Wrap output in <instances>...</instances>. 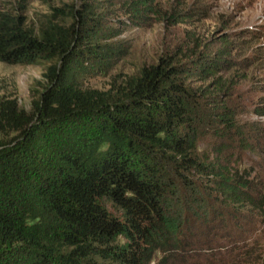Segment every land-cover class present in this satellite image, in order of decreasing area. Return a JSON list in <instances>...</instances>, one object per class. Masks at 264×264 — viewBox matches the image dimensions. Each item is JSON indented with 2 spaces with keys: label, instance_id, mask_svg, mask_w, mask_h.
Listing matches in <instances>:
<instances>
[{
  "label": "trees",
  "instance_id": "obj_1",
  "mask_svg": "<svg viewBox=\"0 0 264 264\" xmlns=\"http://www.w3.org/2000/svg\"><path fill=\"white\" fill-rule=\"evenodd\" d=\"M81 1L54 9L70 25L50 21L40 35L23 15L0 11V62L57 61L30 111L16 99L0 102V264H153L158 253L165 263L191 217L221 215L214 204L232 212L264 205L250 180L197 152L201 103L222 132L235 128L218 101L230 84L221 77L215 90L188 84L194 74L219 72L227 54L197 62L192 50L168 54L116 94L83 89L85 58L124 52L94 42L101 2ZM149 7L133 1L128 11L141 18ZM81 121L88 130L69 129Z\"/></svg>",
  "mask_w": 264,
  "mask_h": 264
},
{
  "label": "rangeland",
  "instance_id": "obj_2",
  "mask_svg": "<svg viewBox=\"0 0 264 264\" xmlns=\"http://www.w3.org/2000/svg\"><path fill=\"white\" fill-rule=\"evenodd\" d=\"M98 1V17L103 19L93 22L99 26L94 42L113 45L124 53L110 60L85 58L86 69L79 74L81 88L116 94L130 76L168 54L192 50L197 62L226 53L227 61L219 72L207 78L194 74L188 84L192 89L215 90L216 77L230 84L226 92L230 96L225 93L218 101L232 113L235 128L222 132L221 126L208 119L209 103H201L202 115L194 130L197 152L204 160L238 171L253 183V196L264 197V0H147L151 7L141 18L128 11L129 4L139 0ZM73 4L80 7L82 1L0 0V11L23 15L26 26L40 35L50 21L70 25L71 18L53 14L55 8ZM56 62H0V102L16 99L30 111L32 102L45 91L47 69ZM78 125L86 130L91 126L81 121L69 129ZM260 204L237 212L214 204L221 215L212 212L207 222L191 217L183 226L179 247L165 263H161L165 256L158 253L153 264H264V205Z\"/></svg>",
  "mask_w": 264,
  "mask_h": 264
}]
</instances>
